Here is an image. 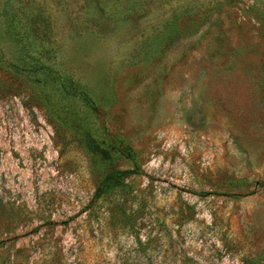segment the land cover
Segmentation results:
<instances>
[{
	"label": "rangeland",
	"instance_id": "1",
	"mask_svg": "<svg viewBox=\"0 0 264 264\" xmlns=\"http://www.w3.org/2000/svg\"><path fill=\"white\" fill-rule=\"evenodd\" d=\"M0 264H264V0H0Z\"/></svg>",
	"mask_w": 264,
	"mask_h": 264
},
{
	"label": "trees",
	"instance_id": "2",
	"mask_svg": "<svg viewBox=\"0 0 264 264\" xmlns=\"http://www.w3.org/2000/svg\"><path fill=\"white\" fill-rule=\"evenodd\" d=\"M15 70H18L16 66H14ZM21 73H19L20 75ZM86 147L87 149L95 156H98L104 162H110L111 157L108 152L100 147L95 139L91 136H88L86 139ZM139 173V168L135 166L132 169H111L109 170L102 179L98 182L95 187L92 202H97L103 196L109 195L115 189H123L127 187L126 180L134 175Z\"/></svg>",
	"mask_w": 264,
	"mask_h": 264
}]
</instances>
